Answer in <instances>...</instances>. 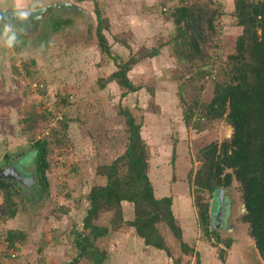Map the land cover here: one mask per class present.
<instances>
[{
	"label": "rangeland",
	"instance_id": "1",
	"mask_svg": "<svg viewBox=\"0 0 264 264\" xmlns=\"http://www.w3.org/2000/svg\"><path fill=\"white\" fill-rule=\"evenodd\" d=\"M45 1H52L56 6L35 16H26L41 25L39 30L31 21L24 25L19 20L8 19L6 23L16 26L17 40L11 48L0 44V170L16 165L21 175L35 176L29 185L5 178L15 193L10 196L11 204L7 205L4 203L6 194L0 192V242L12 234L26 250V264L51 262L67 245L70 250L62 249L70 255L65 264H70L78 255L73 250H77V230L85 216V212L81 214L77 210L86 211L90 189L105 183L104 178L96 175L97 166L109 164L125 151L126 125L120 108L132 113L141 125L140 134L145 128L146 132H155L158 138L163 128L162 134L169 133L174 139L176 127L172 122L165 123L161 106L164 110H177L178 117L172 121L183 123L187 132L209 129L213 137L209 139L207 135L192 148L193 161L197 164L192 161L189 183L199 165L201 149L211 142L228 139L232 129L226 121L210 122L203 116L214 85L204 74L212 61L208 57L209 41L201 44L200 56L187 61L188 57L179 52L183 47L175 40L172 18L159 11V0H64V7L61 2L56 3L57 0H39ZM230 7H225L215 20L221 34L222 62L215 63L212 73L216 76L217 71L219 81L223 79L226 59L234 52L235 40L242 31L235 25ZM96 11L104 21L102 32L110 57L101 53L97 44ZM145 13L154 20L149 24L150 34L154 32V35L142 44L134 18L143 17ZM39 15L43 20L38 19ZM2 21L0 32L5 23ZM145 26L148 25H142ZM201 30L208 34L204 25ZM153 50L158 54L147 57ZM111 57L116 64L135 61L127 76L137 90L122 98L123 90L109 81L110 75L118 70ZM33 82L45 85V95L32 87ZM166 92L176 96L173 102L167 99ZM48 103L55 104L54 113H59L61 119L46 113ZM185 116L190 118L188 124ZM164 126H168L167 132ZM212 126L216 129H211ZM148 136L146 139L141 135L144 142L149 140ZM39 140L47 143L49 168L44 173V181L34 166V145ZM30 153L32 158L24 156ZM125 172L121 170V174ZM200 195L205 201L213 202L207 191ZM224 196L227 198L225 212L212 222L213 239L203 237L199 226L196 237L213 244L218 256L233 254L237 264H264L248 235V225L242 221L245 211L235 180L229 189L223 190V201ZM217 208L216 195L212 210ZM11 209L16 211L12 218L9 217ZM113 214L114 210L103 213L96 222L107 223ZM11 220L15 224H9ZM157 227L161 231L166 226L159 223ZM78 231L84 233V229ZM233 243L236 250L232 252ZM199 248L203 251L201 245ZM193 254L195 252L190 256ZM241 256L246 262L239 261Z\"/></svg>",
	"mask_w": 264,
	"mask_h": 264
},
{
	"label": "trees",
	"instance_id": "2",
	"mask_svg": "<svg viewBox=\"0 0 264 264\" xmlns=\"http://www.w3.org/2000/svg\"><path fill=\"white\" fill-rule=\"evenodd\" d=\"M226 1L222 0L219 9H215L210 4L203 5L198 0L189 6L176 9L169 15L176 29L175 40L183 47L179 52L188 57L187 61H193L200 56L201 44L209 41L208 47L211 50L208 57L212 61L206 66L204 74L214 85L213 95L203 109V116L210 122L226 121L232 129L228 139L211 142L201 149L199 165L190 179L191 194L201 233L206 239H213L211 227L214 220L210 215L212 206L210 207V202L205 201L200 194L207 191L214 202L218 191L229 189L235 180L239 184L245 208L242 221L248 225V235L264 262V0L257 4L247 0H228V5ZM230 5L235 25L241 27L242 31L235 40L234 52L226 59L223 79L219 81L217 71L216 76L212 73L215 63L220 65L222 62V40L215 20L224 8ZM96 18L97 44L101 53L110 57V48L102 32L105 29L104 21L99 11H96ZM4 20L6 22L8 19ZM29 21L35 27V21L31 18L21 22L26 25ZM202 25L208 31L207 35L202 33ZM36 26V30L41 28V25ZM157 54L158 51L153 50L147 57L151 58ZM175 57L180 60L177 55ZM111 59L118 70L110 75L109 81H113L123 90L121 98L135 92L137 87L127 76L135 61L131 59L126 63L116 64V60L112 57ZM119 113L124 117L126 125L125 151L109 164L97 166L96 175L104 178L105 183L93 186L88 193L89 205L82 220L83 229H93L99 217L112 210L115 212L113 217H110L112 227L121 225L125 222L122 218L121 203L130 202L133 204L134 218L125 224L134 228L145 245L164 250L170 255L164 236L157 227V224L164 223L178 242L180 251L190 256L194 249L182 240L181 228L171 211V198L156 199L153 195L147 175L148 149L140 134L141 125L128 109L120 108ZM184 118L188 124L189 116ZM34 149L36 173L44 181V173L49 168L46 159L47 143L36 141ZM122 169L126 171L124 174H121ZM0 192L6 194L4 203L10 205V196L15 190H12V185L7 179L1 177ZM224 198L223 213L227 204V198ZM15 214V209L9 211V217L12 218ZM9 235L6 240L15 241V237L10 233ZM86 240L83 233H78V255L70 264H78L79 257L86 251ZM195 255V264H199L197 253ZM219 258L223 259L221 255Z\"/></svg>",
	"mask_w": 264,
	"mask_h": 264
},
{
	"label": "crops",
	"instance_id": "3",
	"mask_svg": "<svg viewBox=\"0 0 264 264\" xmlns=\"http://www.w3.org/2000/svg\"><path fill=\"white\" fill-rule=\"evenodd\" d=\"M59 2H61V7H64V0L56 1V3ZM226 3L228 5V0ZM51 4L55 3L52 1L39 2V0H35V2L30 0H0V10H31ZM42 18L43 17L41 16L40 19ZM4 19L8 18L3 17V21ZM134 19L136 25L139 26L135 28L136 33H138L139 36H142V44H146L154 35L153 31H151L153 32V35H151L149 31V24L154 20L149 13H145L143 17H137ZM144 24H147L148 26L142 27ZM152 26L153 25H151V27ZM165 94L170 102L174 101L176 96L174 97L167 92ZM160 110L162 112L161 116H163V118L165 117V123L172 122L176 127V131H174L173 140L172 137L169 136V133L162 134L161 130L163 128L160 129L161 136L158 138L155 137V132L149 129L150 132H146L145 128H143L141 132L143 138L146 139H148V132L149 135H151L150 137L148 136L149 142L145 139V143L149 153L147 175L153 189V195L156 199L163 197L171 198V211L181 228L182 240L187 243L189 247L193 248L195 253H198L199 264H237L236 256H233V254L224 255L221 260L216 249L212 245L200 241L197 238L199 233L197 215L193 205L190 183L188 181L190 170L193 165L192 148L199 144L198 142L200 139L207 135L210 139L213 137V134H211L207 128L199 130L195 129V133L187 132L183 123H174L172 121L178 117L177 110H164L162 106ZM164 127L166 130L165 132H167L168 126ZM211 129L214 130L216 128H213L212 126ZM24 156L32 158L33 154L30 153ZM193 162L194 165L197 164V162ZM35 165L34 161V166ZM211 206L212 201L210 202V207ZM77 211L81 214L85 212L80 209ZM121 212L123 221L125 222L131 221L134 218V208L130 202L123 201L121 203ZM210 215L213 220L215 219V215L218 218L217 220L221 217L217 216V212L212 211V209H210ZM110 219L111 218L108 219L107 223L103 224L95 222V227L93 229L84 230L83 235L87 238V243L84 244L86 246V251L79 257L78 264H195L196 255H184L180 251V248L177 247L178 242L173 238L166 227L165 230H161V233L164 236L167 247L169 248L170 255H167L164 250L145 245L143 239L135 233L134 228L126 225L125 222L121 223L119 226L115 225L116 227H112ZM9 224H15L14 220H11ZM80 226L78 230H83L82 223ZM78 230L77 233H81ZM21 244L22 243L19 241L10 242L3 239L0 242V253L1 251H7L11 248L16 249L19 254L17 260L13 264H26L24 262L26 250ZM199 244L203 251L200 250ZM64 247L65 249L70 248L67 247V245L62 248ZM62 248L57 252L58 255L56 254L54 260L51 262L47 260L46 264L68 263V257L70 255ZM230 250L232 252L236 250L235 243L231 244ZM75 251L77 253L78 248L77 250H73V252ZM242 257L243 256H241L239 261L246 262Z\"/></svg>",
	"mask_w": 264,
	"mask_h": 264
},
{
	"label": "built area",
	"instance_id": "4",
	"mask_svg": "<svg viewBox=\"0 0 264 264\" xmlns=\"http://www.w3.org/2000/svg\"><path fill=\"white\" fill-rule=\"evenodd\" d=\"M198 0H159V11L164 16H169L171 13L175 12L176 9L184 6H189L191 3ZM201 3L210 4L213 8L219 9L222 4V0H200ZM251 3L257 4L258 2H262L263 0H247ZM220 33V29H218ZM216 53V52H215ZM32 87L35 90H42L45 95V85L41 82H33ZM55 104L48 103L46 106V113H49L51 116H56V119H61L59 113H54ZM46 136L49 134L48 131L44 133ZM18 251L16 249H8L7 251H1L0 253V264H13L18 258Z\"/></svg>",
	"mask_w": 264,
	"mask_h": 264
},
{
	"label": "water",
	"instance_id": "5",
	"mask_svg": "<svg viewBox=\"0 0 264 264\" xmlns=\"http://www.w3.org/2000/svg\"><path fill=\"white\" fill-rule=\"evenodd\" d=\"M55 6H56L55 4H52V5L45 6L41 9L38 8V9L22 10V11L26 12L27 16L29 15L35 16V14H38L41 11L44 12L48 8L55 7ZM12 12L13 11L0 10V16L11 19ZM39 18H41L40 15L38 16V19ZM0 177L8 178V179H17L19 182L23 183L24 185H29L30 183H33V181L35 180L34 175H30L29 177L21 175L16 165H9L1 169ZM222 201H223V190H219L217 193V203H218V208L216 210L217 216L221 215ZM244 211H245V208H244Z\"/></svg>",
	"mask_w": 264,
	"mask_h": 264
},
{
	"label": "clouds",
	"instance_id": "6",
	"mask_svg": "<svg viewBox=\"0 0 264 264\" xmlns=\"http://www.w3.org/2000/svg\"><path fill=\"white\" fill-rule=\"evenodd\" d=\"M27 13L22 10H14L11 15L12 20L22 21L26 18ZM3 20V18H0ZM17 40V30L13 23H4L3 30L0 32V44L6 47H13Z\"/></svg>",
	"mask_w": 264,
	"mask_h": 264
},
{
	"label": "flooded vegetation",
	"instance_id": "7",
	"mask_svg": "<svg viewBox=\"0 0 264 264\" xmlns=\"http://www.w3.org/2000/svg\"><path fill=\"white\" fill-rule=\"evenodd\" d=\"M223 206H222V208H221V215H222V213H223ZM215 218H216V220L218 219L217 217H216V215H215Z\"/></svg>",
	"mask_w": 264,
	"mask_h": 264
}]
</instances>
